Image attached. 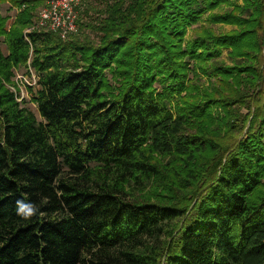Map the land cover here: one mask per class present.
Here are the masks:
<instances>
[{"label": "trees", "instance_id": "trees-1", "mask_svg": "<svg viewBox=\"0 0 264 264\" xmlns=\"http://www.w3.org/2000/svg\"><path fill=\"white\" fill-rule=\"evenodd\" d=\"M43 5L0 0V264H264V0H112L24 36Z\"/></svg>", "mask_w": 264, "mask_h": 264}, {"label": "rangeland", "instance_id": "rangeland-1", "mask_svg": "<svg viewBox=\"0 0 264 264\" xmlns=\"http://www.w3.org/2000/svg\"><path fill=\"white\" fill-rule=\"evenodd\" d=\"M111 1L112 0H89L86 3L82 4L81 5L82 7L80 6L81 7L80 9L78 8V10H77V18H78V14L81 11H83L85 9V7H89V9L90 8H91V10L93 9V11H95V13L94 12H91L89 14V16L86 17L83 21H84V23H89V22L92 23V22L95 21L96 17H98L102 13V10L104 9L105 5H107ZM231 1L233 2L234 0H231ZM237 3L238 4H241L240 1H237ZM40 8L37 10L36 16L33 19L32 23H30L27 26V28L23 31V35L24 36L28 32L37 31V29H35V24H36L37 15H38V12H39ZM227 9L228 8L223 7L222 9H220L218 11L227 10ZM20 11L21 10H19L18 8L10 7L7 4L1 5V15L6 18V30H7V32L10 31V29L13 26V24H14V22L16 20V17H17V15H18V13ZM204 22H205V18L203 17L200 20L199 25L202 24V23H204ZM208 27H210L217 34H220V33L221 34L228 33L230 31H233V30L236 29L233 26H208ZM38 31H42V30H38ZM83 32L86 35L90 36L91 37L90 39L95 40L94 34L90 33L88 29H84ZM192 35H193V32H192V30H190L188 32V35L186 36V40H188ZM78 36L81 37V35H78ZM82 37H85V36L82 35ZM1 49H2L3 54H6V51H5L4 46L2 44H1ZM227 53L228 52L226 50H224L222 52V55L219 58V62H222V63H224L226 65H231L229 59L227 58ZM28 74L30 75V78H27L26 77V75H28ZM106 76H107V78L109 80H111V76H110V74L108 72H106ZM35 77H37V75L34 73V71L32 70V68L30 67L29 62H27L25 66H22L19 69H17V70L14 71V77H13V80H12L13 81V85L9 86L8 88L12 89V91L14 93L18 94L19 97H21V98L24 97V98L28 99L27 92L25 91L24 88L26 87L25 85H27V83H30V81H33V79ZM23 78H25V80ZM209 80L210 79L209 78H206V76H198V78H197V81L202 86H209V84H211L209 82ZM26 106L35 114V116L37 117V119H39V116H38V114L36 112V108L33 106V104H31V103L28 102ZM63 174H64L63 175V179L68 177V173L67 172H63ZM134 187H135L134 185L131 186L132 197H134V198L140 197L141 192H138L137 190H135Z\"/></svg>", "mask_w": 264, "mask_h": 264}, {"label": "built area", "instance_id": "built-area-1", "mask_svg": "<svg viewBox=\"0 0 264 264\" xmlns=\"http://www.w3.org/2000/svg\"><path fill=\"white\" fill-rule=\"evenodd\" d=\"M87 1L89 0H44L37 15L35 29L55 33L62 40L67 39L77 33V10ZM26 77L30 78V75ZM36 82L37 77L25 86L32 87ZM21 99L20 97L18 101Z\"/></svg>", "mask_w": 264, "mask_h": 264}, {"label": "clouds", "instance_id": "clouds-1", "mask_svg": "<svg viewBox=\"0 0 264 264\" xmlns=\"http://www.w3.org/2000/svg\"><path fill=\"white\" fill-rule=\"evenodd\" d=\"M15 211L18 216L23 219H29L34 215H37L39 209L37 205L32 201H25L23 199L16 201Z\"/></svg>", "mask_w": 264, "mask_h": 264}]
</instances>
